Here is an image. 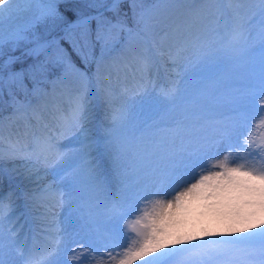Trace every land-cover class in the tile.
Masks as SVG:
<instances>
[{"label":"snow or ice","instance_id":"6c2138e0","mask_svg":"<svg viewBox=\"0 0 264 264\" xmlns=\"http://www.w3.org/2000/svg\"><path fill=\"white\" fill-rule=\"evenodd\" d=\"M176 2L129 0L123 11L124 0H25L40 7L23 29L6 35L5 17L21 10L16 0H0V57L5 46H19L43 24L61 29L86 67L96 65L89 76L55 40L26 53L44 54L39 65L16 71L11 65L18 57L0 59V97L6 78L24 93L22 100L13 94L10 119L21 127L9 136L7 151L0 147V161L24 162L20 174L34 185L24 198L48 240L39 255L34 244L22 242L19 197L0 193V264H264V73L258 84L230 96L226 121L207 117L202 95L182 94L179 79L158 93L161 110L175 111L170 123L138 121L133 114L132 102L143 99L148 84L155 86L158 62L167 58L175 67L183 51L165 48L166 36L159 37L153 16L161 4ZM190 2L185 23L209 20L213 31L222 28L226 51H245L258 40L264 54V0ZM47 63L59 66L62 75L50 82L51 92L34 80L30 93L27 75ZM93 81H107L100 89L111 111L107 126L92 115ZM49 96L51 107L41 106ZM118 98L124 103L116 106ZM36 124L43 129L39 134ZM69 136L72 144L62 151L58 142ZM238 148L243 151L234 152ZM66 203L72 211L56 219L55 209ZM134 213L126 246L112 243L119 221ZM6 247L14 252L8 260Z\"/></svg>","mask_w":264,"mask_h":264},{"label":"rangeland","instance_id":"374dc122","mask_svg":"<svg viewBox=\"0 0 264 264\" xmlns=\"http://www.w3.org/2000/svg\"><path fill=\"white\" fill-rule=\"evenodd\" d=\"M190 1V0H189ZM170 3L161 4L159 8L153 13V16L156 17V14L164 9L165 5ZM15 8L20 9L21 11L14 13L11 18L8 16L5 17L3 22V28L5 34L7 35L10 32H14L20 29H23L28 22L31 20L33 13L36 9L40 7L39 4L28 5L25 3V0H16ZM130 8L129 0H124L122 4L123 11H128ZM247 10L248 8L245 7ZM103 11V9H101ZM255 11V9L253 10ZM176 14H179L178 12ZM104 15L112 18L113 14L108 11H104ZM258 21L259 17L257 16V22L253 27L258 31ZM222 22V23H221ZM205 24L210 25L211 28L215 27L210 21H207ZM223 24V21H220V25ZM95 22H93V26ZM168 26L157 25L156 31L160 37L165 31H167ZM222 31V28H217ZM33 35H29L28 39L21 42L17 47L5 46L3 49V56L0 57L3 61H7L9 56L18 57L16 61L11 65V67L19 71L21 69L30 68L32 65H39L45 61L44 54L39 56L36 55H27L26 53L33 47H36L37 43L45 44L50 41H59L62 48L67 49L68 55L71 57V60L74 62L76 67L81 71H86L89 76L93 75L96 71V65L89 64L87 67L77 55L75 51L72 50L68 41L64 38V33L59 28L45 27L43 24L37 25L32 29ZM191 33L193 29L191 27ZM190 33V35H191ZM196 38L195 36H193ZM192 35L187 38L184 46L187 42L192 45V49L187 53H180L177 64L175 67L167 60V58L160 60L158 62L157 68L155 71L160 73L162 77L168 79L170 76H174V79L180 80V88L182 94L187 95L188 93H193L197 95H202V103L204 106V112L207 117L212 120H222L226 121L229 116L232 115L230 111L229 98L235 92V90L246 84H258L261 74L264 73V54L259 44V41L250 42L248 49L242 52H230L226 51L223 42L214 43L208 47H202L199 43H195V39ZM193 38V39H192ZM196 45V46H195ZM182 45V47H184ZM180 49V48H179ZM183 49V48H182ZM173 51V50H172ZM174 50L173 52H175ZM179 73V77L177 76ZM62 75V70L59 66L47 63L43 71H37L32 74L29 73L24 81L28 86V91L31 93L33 89L34 80L44 81V85L41 87L46 92H51V81L56 80L57 77ZM169 75V76H168ZM169 80L168 85L173 81ZM106 85H107V81ZM46 85V86H45ZM154 90V89H153ZM159 90H154L151 97L145 96L142 100L137 99L135 107L132 109L133 114L136 116L138 121H143L148 117L155 120H161L163 118L164 122H171L172 117L175 115L174 110H161L158 101ZM13 94L16 95L18 99H23L24 93L19 91L16 87H10L7 78L5 79V85L2 92V97H0V119L3 120V128L1 133L4 135L3 144L0 145L5 151L8 149V138L16 130L15 127H12L16 122H18L13 117L14 107H13ZM47 98V97H46ZM97 102L105 108H109L104 104L102 100V95L100 90L96 94ZM37 101L34 99L33 103ZM182 104V101L180 102ZM110 111L107 113L109 114ZM111 119L110 114L105 117L104 125L107 126ZM151 119L148 120L151 123ZM162 126H164L162 124ZM34 131L39 134L43 131L42 127L38 124L34 125ZM6 133L7 135H5ZM242 140V138H241ZM59 145L61 150H65L67 147L71 146L72 140L69 137L60 139ZM242 152V148L234 149V152ZM24 163L20 160H9L4 159L0 161V168H4V171H13L17 167L18 163ZM1 172V170H0ZM5 174V173H4ZM5 175L0 174V180L3 181L0 183V193L7 194L10 191L15 192V189L9 188L10 185L6 184ZM127 179L132 182L135 180V177L129 175ZM33 188V187H30ZM24 195H21V198ZM62 212V217L60 220H64L68 213L72 211L66 203L62 208L55 210ZM135 213L132 216L125 217L119 221L117 226V232L112 238L111 242L114 244H120L126 246L131 233L126 228V225L130 219H134ZM42 228V227H40ZM36 230V235H41V231ZM107 236H113L112 233ZM69 255H66L64 259L68 260ZM84 264H89L88 260L84 261Z\"/></svg>","mask_w":264,"mask_h":264},{"label":"bare ground","instance_id":"6f19581e","mask_svg":"<svg viewBox=\"0 0 264 264\" xmlns=\"http://www.w3.org/2000/svg\"><path fill=\"white\" fill-rule=\"evenodd\" d=\"M192 7V4L189 0H177L176 3H170L169 5H165L164 9H162L159 13L156 14V21L157 25L161 26H168L167 31L162 34L161 36L165 37L166 36V43H165V48H171L173 51L177 49H182L183 48V53H187L192 49V45H190L188 42L184 46L185 41L187 38H189L191 35L192 37L195 36V43H199L200 46L202 47H208L214 43L217 42H223L221 39L222 36V31L220 29H217L216 31H213L210 25L205 24L209 20H199L195 19L192 20L188 23H185L186 15L188 12V9ZM245 7L249 8L250 5H245ZM255 7H253V10ZM179 14H176V13ZM222 23V22H221ZM191 27L193 29V33H191ZM157 32V31H156ZM191 33V35H190ZM160 37V35H159ZM192 38V39H193ZM182 45L184 47H182ZM196 46V45H195ZM92 76V75H91ZM169 76V75H168ZM72 80H75L74 77L71 78ZM154 85L153 84H148L146 92L147 94L143 96L151 97L152 94L154 93V90H159L165 86H168L169 80L174 79V76H170L168 79L166 77H162L160 73H157V71L154 72V75L152 77ZM102 86H106V82L102 81L101 83H97L93 81L92 84V95L90 97L91 103H92V115L94 117V120L96 121L97 124H101L105 122V117H107L110 114V109L105 108V106H101L96 99V94L98 90L101 89ZM154 89V90H153ZM137 99H140V97H137L135 101L132 102L133 108L135 107ZM51 100V97L44 98L39 101L40 105L43 106L45 103H48ZM124 103V100L118 98L115 101V105L119 106L120 104ZM48 107H51V104L48 103ZM132 108V109H133ZM108 111L109 114L107 113ZM214 118V117H213ZM212 118V119H213ZM46 120H50L51 117L48 116L47 114L45 115ZM12 127H15L17 130L18 128L21 127L19 122H16ZM3 133L0 132V137L4 138ZM7 135L6 133H4ZM71 138V137H70ZM67 139V138H66ZM1 176L3 172V176L5 175L6 178H2L6 180V184L10 185L9 188L15 189L17 196L24 195V192H30L34 185L30 184L27 180H25L20 173L24 172V163L19 162L15 170L13 171H4V168H0ZM5 173V174H4ZM3 181L0 180V183ZM51 199V197H49ZM21 207V208H20ZM60 208V207H58ZM56 208L55 210H58ZM23 210V211H22ZM56 212V219L60 220L62 217V212ZM23 214V215H21ZM16 215L20 216V219L16 223V228L20 230V237L21 241H24V235L30 236V234H33L32 241L29 243L30 245H35V249L37 252V255H39V252L41 249H43L47 245V237L44 235L43 230L42 231V236L34 234L35 230L42 227L41 221L38 218V213L36 209L32 206V202L30 200H26L24 196L18 199L17 201V211ZM25 220L28 221V223H25ZM49 221L45 220L44 224H47ZM23 225V227H21ZM31 229V232L29 231ZM7 243V240H6ZM11 255H14V252L9 249L5 248V259L8 260Z\"/></svg>","mask_w":264,"mask_h":264}]
</instances>
